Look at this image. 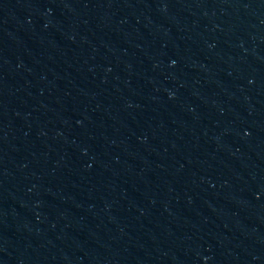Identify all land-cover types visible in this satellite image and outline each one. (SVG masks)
<instances>
[{"label": "water", "instance_id": "95a60500", "mask_svg": "<svg viewBox=\"0 0 264 264\" xmlns=\"http://www.w3.org/2000/svg\"><path fill=\"white\" fill-rule=\"evenodd\" d=\"M0 264H264V0H0Z\"/></svg>", "mask_w": 264, "mask_h": 264}]
</instances>
